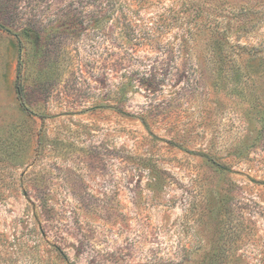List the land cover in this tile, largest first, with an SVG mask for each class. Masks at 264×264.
<instances>
[{
	"label": "rangeland",
	"instance_id": "rangeland-1",
	"mask_svg": "<svg viewBox=\"0 0 264 264\" xmlns=\"http://www.w3.org/2000/svg\"><path fill=\"white\" fill-rule=\"evenodd\" d=\"M126 1L0 0V264H264V24Z\"/></svg>",
	"mask_w": 264,
	"mask_h": 264
},
{
	"label": "trees",
	"instance_id": "trees-1",
	"mask_svg": "<svg viewBox=\"0 0 264 264\" xmlns=\"http://www.w3.org/2000/svg\"><path fill=\"white\" fill-rule=\"evenodd\" d=\"M139 3L155 4L159 0H134ZM166 9L169 18L174 21H191L189 33H196L207 29L214 37L225 35L230 24L247 30L257 24H264V0H169ZM135 2L134 3L135 5ZM108 7L123 8L128 4L126 0H104ZM131 4V3H130ZM127 7V6H126ZM130 10V9H128ZM132 11V10H131ZM176 14V15H175ZM125 18V17H124ZM128 18V24H131ZM149 33L141 34V38L148 39ZM152 35V33H151ZM148 36V37H147ZM17 93L22 91V84L15 81Z\"/></svg>",
	"mask_w": 264,
	"mask_h": 264
}]
</instances>
